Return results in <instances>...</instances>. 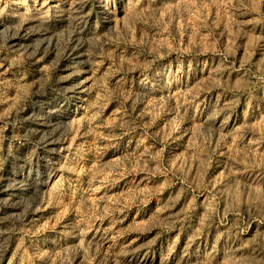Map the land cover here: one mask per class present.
Segmentation results:
<instances>
[{
	"label": "rangeland",
	"instance_id": "obj_1",
	"mask_svg": "<svg viewBox=\"0 0 264 264\" xmlns=\"http://www.w3.org/2000/svg\"><path fill=\"white\" fill-rule=\"evenodd\" d=\"M0 264H264V0H0Z\"/></svg>",
	"mask_w": 264,
	"mask_h": 264
}]
</instances>
